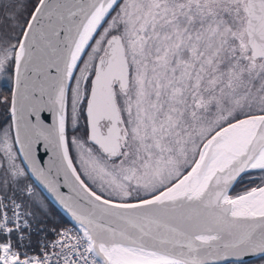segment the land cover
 <instances>
[{"label":"snow or ice","instance_id":"6c2138e0","mask_svg":"<svg viewBox=\"0 0 264 264\" xmlns=\"http://www.w3.org/2000/svg\"><path fill=\"white\" fill-rule=\"evenodd\" d=\"M0 28V264L264 255V0H0ZM30 176L76 222L33 255Z\"/></svg>","mask_w":264,"mask_h":264},{"label":"trees","instance_id":"16d2710c","mask_svg":"<svg viewBox=\"0 0 264 264\" xmlns=\"http://www.w3.org/2000/svg\"><path fill=\"white\" fill-rule=\"evenodd\" d=\"M35 2V0H20V3L24 5L26 11L28 13L32 10V4ZM2 30V28H0ZM4 81L3 86L0 85V96L10 97V88H12L11 85V76L7 71H4ZM2 108L0 109V114L3 116V121H8L10 124V116L8 114V110L6 106L2 103ZM2 124V121H0V125ZM72 130L69 128V135L71 136ZM259 173L253 172L252 176L256 180V182H259ZM26 183H31L34 187V190L36 193H38V196H33L32 200L35 201V203H32V201H26V203L29 206V210L32 211L35 216L32 222V235L31 238L37 239L38 237H52L55 233L52 231L55 229L56 231L60 230L62 228V225H68L70 224L66 216L62 214V212L59 211V209L54 206L51 202L48 201L47 197L43 196V193L39 190L40 188L36 187L33 184L32 178L30 177ZM250 183L249 177L245 175L241 182L237 183L235 189L232 191V195L236 194L241 190L242 187L248 186ZM261 258H264L263 255L256 259H250V261H256L260 260ZM247 261V262H250Z\"/></svg>","mask_w":264,"mask_h":264},{"label":"water","instance_id":"95a60500","mask_svg":"<svg viewBox=\"0 0 264 264\" xmlns=\"http://www.w3.org/2000/svg\"><path fill=\"white\" fill-rule=\"evenodd\" d=\"M11 85L13 87L12 78H11ZM11 89L12 88H10V95H11ZM8 114H9V112H8ZM9 116H10V114H9ZM48 122L49 123L51 122V117H49V121ZM10 123H11V120H10ZM14 134L15 133H14V129H13L12 130V135L14 136ZM16 147L18 148L19 146L16 145ZM48 159H49V157L45 156V161H47ZM31 178H32L33 184L36 187L40 188L39 190L43 193V196L47 197L48 201L51 202L52 204H54V206H56L59 209V211L62 212V214L64 216H66V218L68 219L70 224L76 225L75 220H73V218H72L71 214L68 212V210L60 203V201L57 198L56 194L53 193L52 191H50L45 184H43L41 181L37 180L35 177H31ZM61 183H62V178H61ZM61 191L66 193V194L68 193V189L67 188H61ZM260 256H261V254H249L247 256H244L241 261L247 262V261H250V259H253V258L256 259V258H258ZM232 261L233 262H239V261H236L234 259L231 260L230 262H232Z\"/></svg>","mask_w":264,"mask_h":264},{"label":"rangeland","instance_id":"374dc122","mask_svg":"<svg viewBox=\"0 0 264 264\" xmlns=\"http://www.w3.org/2000/svg\"><path fill=\"white\" fill-rule=\"evenodd\" d=\"M4 72H0V85L1 86H3V82H5L4 80ZM3 97H1L0 96V99H2ZM2 103H0V109L2 108ZM3 116H1V114H0V121H2V124L0 125V129H3V128H7L8 127V125H9V122L8 121H3ZM81 124H82V122H81ZM69 128H71L70 126H69ZM12 134V133H11ZM71 135H75V133L74 132H72V134ZM73 154H75L74 152H73ZM29 184H31V183H29ZM32 185V184H31ZM34 197L35 196H38V197H40L39 195H38V193H36V191L34 190V195H33ZM230 264H264V258H261L260 260H256V261H250V262H239V263H233V262H230Z\"/></svg>","mask_w":264,"mask_h":264},{"label":"built area","instance_id":"2783aa9c","mask_svg":"<svg viewBox=\"0 0 264 264\" xmlns=\"http://www.w3.org/2000/svg\"><path fill=\"white\" fill-rule=\"evenodd\" d=\"M76 225L74 224H69V225H62V228L61 229H64V228H71V229H75ZM33 229V228H32ZM59 231V230H58ZM45 238V236H42V237H38L37 239H34V238H31V247L27 249L29 255H33V254H37L40 252L41 248H40V241L43 240ZM47 240L51 241V240H54L56 237H55V234L52 236V237H46Z\"/></svg>","mask_w":264,"mask_h":264},{"label":"flooded vegetation","instance_id":"af4514ba","mask_svg":"<svg viewBox=\"0 0 264 264\" xmlns=\"http://www.w3.org/2000/svg\"><path fill=\"white\" fill-rule=\"evenodd\" d=\"M82 122V124H83V121H81ZM233 262V261H232ZM239 262H243V261H239ZM239 262H233V263H239Z\"/></svg>","mask_w":264,"mask_h":264}]
</instances>
